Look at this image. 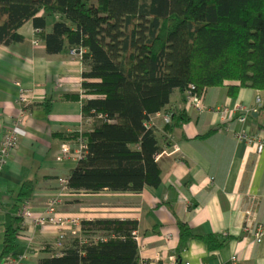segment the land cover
<instances>
[{"label":"crops","instance_id":"0c3cea01","mask_svg":"<svg viewBox=\"0 0 264 264\" xmlns=\"http://www.w3.org/2000/svg\"><path fill=\"white\" fill-rule=\"evenodd\" d=\"M55 20L41 11L19 28L20 40L0 46V142L17 116V80L29 99L20 143L0 172V264L8 220L19 213L23 186L32 185L28 203L41 212L58 194V178L68 177L78 165L58 160L62 145L77 147L71 139L75 132L97 128L103 117L97 113L90 123L84 120L81 56L69 47L59 54L47 52L36 23H44L46 32ZM200 98L202 111L177 91L167 111L154 115L160 147L168 148L158 159V186L146 185L140 192L73 190L58 212L136 221L140 264H231L233 255L238 264H264V236L254 240L257 225L264 223V150L236 138L239 130L264 137V90L246 87L232 96L228 87H211ZM168 113L170 122L164 117ZM243 115L244 122L239 120ZM60 231L55 225L25 224L17 249L26 256L24 264L50 257ZM81 233V228L68 229L67 237ZM206 236L215 237V248Z\"/></svg>","mask_w":264,"mask_h":264},{"label":"trees","instance_id":"16d2710c","mask_svg":"<svg viewBox=\"0 0 264 264\" xmlns=\"http://www.w3.org/2000/svg\"><path fill=\"white\" fill-rule=\"evenodd\" d=\"M41 11L56 18L50 31L36 23L47 52L69 47L81 56L85 122L103 114L97 128L71 138L87 147L67 177L72 191L158 186L154 115L167 111L175 92L186 97L192 86L199 97L211 87H228L232 96L246 87L264 90V0H0V46L20 40L19 28ZM32 192L27 182L20 210ZM9 218L4 257L19 255L25 226L21 214ZM81 223L82 233L68 236L61 253L51 246L54 253L41 264H140L136 221ZM203 239L216 247L214 236Z\"/></svg>","mask_w":264,"mask_h":264},{"label":"built area","instance_id":"2783aa9c","mask_svg":"<svg viewBox=\"0 0 264 264\" xmlns=\"http://www.w3.org/2000/svg\"><path fill=\"white\" fill-rule=\"evenodd\" d=\"M40 31V29H38ZM38 44V42H37ZM15 85L19 88V92L16 97V112L17 116L13 120L12 126L9 130H7L3 140L0 142V172L4 166L9 161L10 155L14 150L18 147L20 143V137L22 134V127L27 122V114H28V104L29 99L27 96V89L23 87L21 80H17ZM186 98L188 102L192 104L196 108V110L202 111L203 108L202 100L195 93V87L192 86L186 92ZM228 109L224 108L222 110L223 113H227ZM165 120L167 122L171 121L170 114L165 115ZM155 118V117H154ZM244 122L246 120V116L243 115L239 119ZM154 123H150L149 125H153ZM236 138L249 145L257 146L259 152L264 150V137L259 134H253L248 132L247 130H239L236 133ZM86 143L82 142L79 146L73 148L68 144H63L61 148V154L57 157L58 160H66L72 159L79 161L81 156H84L86 153ZM167 153L166 147H163L157 153V158H161L163 155ZM84 154V155H82ZM58 194L53 195L49 200L46 201L44 207L41 212H35L34 208L28 203L23 204L21 209V215L24 217L27 222L35 225V226H47V225H55L61 229L60 235L56 241L53 242L52 247L60 252L63 248V242L67 238V230L74 228H81V221L83 217L79 216H70L67 214H62L58 212L57 208L63 202V198L65 195H68L72 190L68 186V178L60 177L58 179ZM253 212L252 210L246 211V216L248 220L252 218ZM255 241L261 242L264 236V223H259L256 227V231L254 233ZM135 239L138 240L139 236L135 233ZM61 253V252H60ZM26 260L25 255H14L9 254L4 257L3 264H24ZM147 264V262H144ZM231 264H238V257L233 255L231 258Z\"/></svg>","mask_w":264,"mask_h":264},{"label":"bare ground","instance_id":"6f19581e","mask_svg":"<svg viewBox=\"0 0 264 264\" xmlns=\"http://www.w3.org/2000/svg\"><path fill=\"white\" fill-rule=\"evenodd\" d=\"M161 148H163V147H160V149H161ZM160 149H159V150H160ZM166 149H167V152H168V148H167V147H166ZM158 152H159V151H158ZM166 154H167V153H166ZM166 154H165V155H166ZM163 156H164V155H163ZM163 156H162V157H163ZM156 158H157V156H156ZM157 159H160V158H157ZM59 178H60V177H59ZM59 178H58V179H59ZM26 203H28V202H26ZM28 205H30V204L28 203ZM30 206H31V205H30ZM32 207H33V206H32ZM33 208H34V207H33ZM20 213H21V210H19V213H18V214H20ZM23 223H24V225H25V224H27V223H29V222H27V220L23 217ZM60 232H61V231H60ZM60 232L58 233V237H59V235H60ZM133 233H134V237H135V233H136V232H133ZM66 234H67V232H66ZM136 235H138V234L136 233ZM58 237H57V238H58ZM139 240H140V239H138V240L136 241L138 244H139ZM141 249H142V248H141Z\"/></svg>","mask_w":264,"mask_h":264},{"label":"rangeland","instance_id":"374dc122","mask_svg":"<svg viewBox=\"0 0 264 264\" xmlns=\"http://www.w3.org/2000/svg\"><path fill=\"white\" fill-rule=\"evenodd\" d=\"M159 113V112H158ZM157 113V116H159L160 117V115ZM165 118H166V116H164ZM82 155H84V154H82ZM81 158L83 159L84 158V156H81ZM81 160V159H80Z\"/></svg>","mask_w":264,"mask_h":264}]
</instances>
